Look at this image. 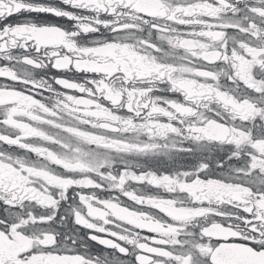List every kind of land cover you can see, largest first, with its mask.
I'll return each instance as SVG.
<instances>
[{"label": "snow or ice", "instance_id": "snow-or-ice-1", "mask_svg": "<svg viewBox=\"0 0 264 264\" xmlns=\"http://www.w3.org/2000/svg\"><path fill=\"white\" fill-rule=\"evenodd\" d=\"M0 264H264V0H0Z\"/></svg>", "mask_w": 264, "mask_h": 264}]
</instances>
